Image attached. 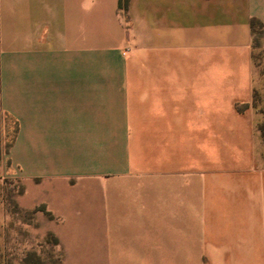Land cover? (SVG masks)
I'll list each match as a JSON object with an SVG mask.
<instances>
[{
  "label": "crops",
  "instance_id": "1",
  "mask_svg": "<svg viewBox=\"0 0 264 264\" xmlns=\"http://www.w3.org/2000/svg\"><path fill=\"white\" fill-rule=\"evenodd\" d=\"M253 20L264 0H0L1 108L19 127L0 174L9 162L21 206L70 222L59 194L88 182L113 222L96 234L100 264H264ZM112 82L126 160L81 167L75 153L103 148Z\"/></svg>",
  "mask_w": 264,
  "mask_h": 264
},
{
  "label": "rangeland",
  "instance_id": "2",
  "mask_svg": "<svg viewBox=\"0 0 264 264\" xmlns=\"http://www.w3.org/2000/svg\"><path fill=\"white\" fill-rule=\"evenodd\" d=\"M255 41V94L253 107L258 115L257 132L264 143V35L259 31ZM124 58V57H123ZM125 90L120 83L103 84L100 93V135L102 150L95 151L93 143L73 155L81 167H119L125 158L123 143L111 142L113 136L124 134L123 108ZM14 133V122L2 116L0 122V165L7 159L8 148ZM105 140V141H104ZM104 142V143H103ZM153 145L156 143H152ZM116 161V164L114 162ZM107 162V164H106ZM109 162V163H108ZM0 174V264H100L101 247L96 239L97 232L111 229L110 205L105 206L107 219H98L99 205L95 194L88 188V182L80 181L70 191V201L65 193L59 194L58 211L72 220L66 222L55 216L46 204L25 209L20 197L25 186L19 176L9 169ZM203 192V191H202ZM45 197L47 195L44 194ZM103 198L110 194L103 191ZM122 211L125 207H121ZM108 210V212H107ZM111 213V212H110ZM121 216H127L125 213ZM63 227V228H61ZM126 231L138 233L139 225L128 226ZM58 232V233H57ZM62 236V239L60 235ZM64 244H63V242ZM107 256V255H105ZM186 255L178 256L185 262ZM69 258L68 262L67 259ZM199 264H210L208 255H201Z\"/></svg>",
  "mask_w": 264,
  "mask_h": 264
},
{
  "label": "trees",
  "instance_id": "3",
  "mask_svg": "<svg viewBox=\"0 0 264 264\" xmlns=\"http://www.w3.org/2000/svg\"><path fill=\"white\" fill-rule=\"evenodd\" d=\"M120 3H122V1ZM125 3L127 4V0H125ZM252 29H253V32L255 33L256 36H257V33H259V31L262 32L264 35V26L259 21H257V20L252 21ZM255 41H256V39H255ZM0 95H1V88H0ZM2 116L7 117V118L9 117L8 115L3 113L2 108H1V101H0V122H1ZM9 118H11V117H9ZM12 121L14 122V133H13V139H12L11 145L8 148L7 154H9L11 148L13 147V145L16 141V138H17L18 130H19L18 123L16 121H14L13 119H12ZM0 159H1V156H0Z\"/></svg>",
  "mask_w": 264,
  "mask_h": 264
},
{
  "label": "built area",
  "instance_id": "4",
  "mask_svg": "<svg viewBox=\"0 0 264 264\" xmlns=\"http://www.w3.org/2000/svg\"><path fill=\"white\" fill-rule=\"evenodd\" d=\"M127 54V52H124L123 55L125 56Z\"/></svg>",
  "mask_w": 264,
  "mask_h": 264
}]
</instances>
